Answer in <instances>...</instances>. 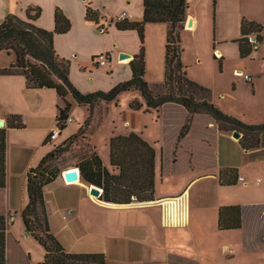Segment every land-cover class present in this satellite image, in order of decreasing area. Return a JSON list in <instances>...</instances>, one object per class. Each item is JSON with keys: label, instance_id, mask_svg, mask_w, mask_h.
Instances as JSON below:
<instances>
[{"label": "crops", "instance_id": "1", "mask_svg": "<svg viewBox=\"0 0 264 264\" xmlns=\"http://www.w3.org/2000/svg\"><path fill=\"white\" fill-rule=\"evenodd\" d=\"M88 3L0 0V25L10 14L26 19L29 8L39 7L42 13L35 24L54 31L56 9L64 12L71 29L55 35V50L70 61V79L85 94L108 91L132 78L130 63L140 52V36L135 30H119L116 18L127 11L133 14L130 21L141 22L145 10L144 0H93L91 6L102 14L97 24L86 20ZM188 4L181 31L187 76L211 89L213 102L226 114L247 124L263 123L264 29L260 48L252 56L243 58L236 40L243 20L264 27V0H217L216 10L213 0H188ZM167 32L166 23L145 26V78L151 84L165 81ZM103 53L108 64L99 66L95 57ZM122 53L130 58L121 60ZM14 62V55L0 52V68ZM244 74L252 79L246 80ZM133 101L145 105L139 91L123 92L118 103L104 105L90 137L109 169L112 136L136 133L150 143L156 150V199L107 203L90 194L91 185L80 172L78 183L67 182L61 173L44 188V194L51 232L65 250L103 253L108 264H264V176L258 170L264 160L251 157L264 149H243L234 131L219 130L207 115L196 116L190 134L178 147L187 110L178 104H167L160 113L146 112L145 106L134 110ZM60 104L55 89H30L22 75L0 76V120L7 127L8 116L21 115L25 124L8 127L7 133V185L0 189V215L9 217L6 264H38L45 259L43 246L26 231L22 211L29 203V171L56 142L49 136L58 127ZM89 114L87 107L75 103L72 122L58 139L76 134ZM208 152L217 153L211 166ZM224 167L237 168L242 180L221 186L219 173ZM213 190L215 194L209 196L207 192ZM238 204L243 227L221 231L220 207Z\"/></svg>", "mask_w": 264, "mask_h": 264}, {"label": "trees", "instance_id": "2", "mask_svg": "<svg viewBox=\"0 0 264 264\" xmlns=\"http://www.w3.org/2000/svg\"><path fill=\"white\" fill-rule=\"evenodd\" d=\"M86 7V20L100 23L102 14L91 6ZM217 0H213L216 10ZM144 18L141 22L125 20L116 22L119 30H135L141 40L140 52L131 60L132 78L123 81L108 91L98 90L92 93H82L70 79L69 60L62 58L55 50L56 34H65L71 29V21L64 12L57 8L55 11V30L49 31L35 24L41 16L39 7L29 8L27 18L8 15L0 25V52L15 56V62L8 67L0 68L2 75H22L30 89H55L61 99L57 125L63 132L68 126V119L74 104L85 106L90 114L83 126L62 144H73L80 137L94 129L93 122L96 113L102 105L116 101L119 95L126 91L141 92L145 105L133 101L130 106L146 112L160 113L167 104L183 106L188 116L183 124L178 147L190 134L194 120L198 115L212 118L221 131H237L242 134L240 144L245 150L264 149V122L247 124L240 119L226 114L214 102L212 90L191 80L187 76L186 67L182 62L184 47L181 31L184 29L188 0H144ZM147 23H166L168 26L165 81L149 83L146 78L145 61V26ZM263 25L243 20L241 37L236 40L243 58L252 56L253 50L248 36L258 34L262 42ZM97 57H95L96 59ZM222 68V63H220ZM111 73V72H109ZM69 97L73 101L69 100ZM8 126L0 127V189L7 185V133L9 128L25 126L21 115H10ZM89 134V133H88ZM50 139V138H49ZM93 151L77 163L82 179L103 189L101 200L113 204H130L133 201L151 202L156 199V150L136 133L130 135H114L110 139V165L105 166L102 158L92 147ZM68 150V146H58L48 153L28 174L29 203L22 211L26 231L35 238L46 251L45 259L38 264H108L103 253L72 254L65 250L57 237L51 232L44 188L53 183L63 169L54 165L58 155ZM252 158L264 160V150H260ZM241 179L239 170L224 167L219 173L221 186L237 185ZM219 229L221 231L238 230L243 227L242 206L225 205L219 209ZM9 217L0 215V264H6V233Z\"/></svg>", "mask_w": 264, "mask_h": 264}, {"label": "rangeland", "instance_id": "3", "mask_svg": "<svg viewBox=\"0 0 264 264\" xmlns=\"http://www.w3.org/2000/svg\"><path fill=\"white\" fill-rule=\"evenodd\" d=\"M103 106L104 105H102V109L96 113V116H97L98 113H102V111L104 110ZM96 116H95V118H96ZM93 126L95 128V119H94V122H93ZM93 131H94V129L92 131H89L88 132L89 134L86 133L87 135H85L83 137H80L73 144H67V143L62 144L63 141H60L59 139L56 140V142L53 145V149H55L58 146L62 145V146H68V150H66L64 153L58 155L57 159L54 161V165L57 166L60 169H63V171H65V169L66 170L70 169L68 167H71V166L78 168L76 165L81 160V158H83L87 154H90L91 151H93L92 147H94L96 149V147L93 145V143L91 141V137H90L93 134ZM99 145L102 148L101 143ZM96 152L98 153L97 150H96ZM103 152H105V149H103ZM202 155H204V154H202ZM205 155L208 158V166H211L213 164V162L215 161L216 157H217V153L216 152H208V153H205ZM261 166H262L261 168L258 167V170H259V173H262V175L264 176V164H261ZM248 171L251 173L250 170H248ZM263 183H264V181H263ZM194 189L195 190H193V192L196 193V194L200 190L199 186L195 187ZM262 190H263V195H264V189L262 188ZM207 194L209 196H213V194H215V192L213 190L211 192H207Z\"/></svg>", "mask_w": 264, "mask_h": 264}, {"label": "built area", "instance_id": "4", "mask_svg": "<svg viewBox=\"0 0 264 264\" xmlns=\"http://www.w3.org/2000/svg\"><path fill=\"white\" fill-rule=\"evenodd\" d=\"M133 18V14H131L130 12L127 11H123L121 12L117 18L116 21L121 22V21H125V20H131ZM248 40L253 48V50L256 52L259 50L260 48V43L261 41L258 39V34L257 33H252L248 36ZM97 61V63L99 64V66H106L108 64V57L106 54H100L99 56H97V58L95 59ZM244 78L246 80H251L252 77L248 74H244ZM72 122V118L70 117L68 119V123ZM61 129L59 127H57L56 129H54L49 138L51 141H56L60 136H61ZM242 180V178L240 179Z\"/></svg>", "mask_w": 264, "mask_h": 264}, {"label": "water", "instance_id": "5", "mask_svg": "<svg viewBox=\"0 0 264 264\" xmlns=\"http://www.w3.org/2000/svg\"><path fill=\"white\" fill-rule=\"evenodd\" d=\"M189 25H191V22H189ZM127 58H130V56L128 54H125V53H122L120 54V59L121 60H124V59H127ZM6 125V122L5 120H0V127H5ZM233 137L236 138V139H241L242 137V134L235 131L233 132ZM68 171V170H66ZM80 171V169H79ZM65 171L62 172V176L65 178ZM66 175L68 176V178L70 179L72 177V173L71 172H66ZM66 179V178H65ZM90 194L92 196H95L96 198H101L102 194H103V189L98 187V186H95V185H91V188H90Z\"/></svg>", "mask_w": 264, "mask_h": 264}, {"label": "bare ground", "instance_id": "6", "mask_svg": "<svg viewBox=\"0 0 264 264\" xmlns=\"http://www.w3.org/2000/svg\"><path fill=\"white\" fill-rule=\"evenodd\" d=\"M66 172H71L72 173V177L70 179L66 175ZM79 172H80L79 169L76 168V167L72 168V169H69L68 171H65L64 175H65V178H66L67 182H69V183H78L79 180H80V173Z\"/></svg>", "mask_w": 264, "mask_h": 264}]
</instances>
